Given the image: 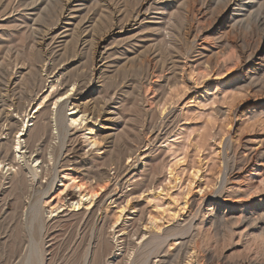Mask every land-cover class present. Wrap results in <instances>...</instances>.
Returning a JSON list of instances; mask_svg holds the SVG:
<instances>
[{"label":"rangeland","instance_id":"374dc122","mask_svg":"<svg viewBox=\"0 0 264 264\" xmlns=\"http://www.w3.org/2000/svg\"><path fill=\"white\" fill-rule=\"evenodd\" d=\"M30 1V3L35 2V0ZM87 1L82 0L76 3L83 9L77 6L79 9L73 10L74 12L72 11L69 15V21L65 23L68 25L62 29L64 32L62 30L58 32L56 40L51 44V47L56 51L61 49L60 47L63 46V42L67 41L66 39H69L67 35L72 33L73 26L84 27L80 31L82 39L86 32H91L89 30L92 28L94 33L96 31L99 36L101 35V31L104 29L102 21L107 16L104 13L105 9L102 6L94 8L89 3L85 6L82 5ZM105 1H108L109 4L115 2ZM119 1L116 3L117 6L121 5L122 9L128 6L127 9L130 10L131 6L134 9L141 2V0H135V3L130 0ZM121 1H125L126 5L124 2L122 5ZM190 1L153 0L148 2L145 7L149 8L144 7L143 9L147 19L143 20L144 17L139 19L140 26L138 27L140 28L137 27V24L129 33L110 34L102 42L107 57L105 63L110 66L106 68L108 81L101 89H98L99 84H95V80L92 82L93 85L84 86L82 92L86 91V93L82 102H93L99 107L106 102L110 108L116 110V114L112 117L114 122L108 123L111 129L108 128L107 134H112L111 142L105 144L104 141L98 142L97 140L96 146H88L91 143L92 135L95 136L100 127L96 124L97 126L92 128V124L89 122H84L80 127H77L72 131L71 136L75 138H73V143L80 146L81 154L78 158L89 162L96 174L97 170L99 171L103 167L105 158L107 156L111 158L107 157L105 161L108 162L105 163L108 164L105 165V170L109 174V181L98 180L95 177L94 184V181L91 182L82 175L84 172L81 169L71 171V166L65 167L66 169H56V173L53 172L56 175L53 185L47 189L38 203L41 216L46 224L45 229L39 232L37 229L33 231L34 228L28 223V215L25 214L26 210L22 205L32 202L34 195L30 194L27 197L22 192L20 194L8 189L9 174L14 175L16 168L8 173L5 170L0 172L3 177L7 178L1 180V183L5 185L1 186L4 189V195L0 197V201H2L0 202V264H111L108 261L112 254L114 264L117 261V264L129 263L130 257H133L134 250L132 249L135 247L133 244L141 245L148 238V235L143 239L132 237V242L129 245L123 241V231L120 232V228L123 224L132 225L130 221L133 219H135L132 225L134 228H144L143 231L147 233L168 236L159 251H163L161 254L167 255L173 263L177 262L175 251L179 247V242L185 240L186 236H191L188 239L190 241L188 246L197 247L199 253L209 252L214 264L215 262L218 264H264V254L262 253L264 252V250L262 251L264 248V233H262L264 232V101L260 102L263 98L262 95L250 89L251 84L258 83L260 77L264 78V75L262 71L256 70L255 73L252 72V75L258 72L257 77L254 78L257 79L256 81L252 80L249 83L248 78L244 81V76L238 69L240 62L237 61L235 52L232 49L220 47L213 25L204 24L207 26L204 27L201 24L203 22H197L198 24H194L195 28L189 43L180 40L184 42V46L179 39L175 38L172 41L177 46L174 42L169 44L168 37L166 36L164 39L162 34H166L168 31L174 32V34L181 33L185 29L188 23L185 19V6ZM33 3L25 10L17 11V14L12 13L10 16L13 18L0 17V26L2 25L0 27V58L2 59L0 60V65H2L0 70L10 67L8 68L9 72H14V77L18 76L17 74L23 69L25 58L28 59L30 54V44H33V40L35 41L36 38L30 29L31 21L35 16L34 12H37ZM113 4L115 5V3ZM42 5L40 7L44 8L45 6ZM90 7L92 15L86 18V14L83 12H86V9ZM145 9H149V13ZM98 10L102 11V14ZM171 13V16L174 15L169 22L172 26L168 25V22L164 23ZM20 16H26L27 27H25L26 24H19L20 18L24 20V17ZM92 18L94 19L92 20ZM4 19L7 20V23L1 22ZM11 19H18L17 25L21 27L23 25L24 30H21L20 26L16 28V23H12ZM78 19H82V24ZM92 24H95V27ZM97 24L99 26H96ZM166 25L168 26L166 27ZM165 27L167 31L163 29ZM144 29L145 32H142ZM2 30L4 33L1 32ZM192 36L195 40H192ZM159 39L161 43H159ZM4 41L7 43L6 46ZM87 42L83 43L85 45H82V49H80L81 47L78 49L76 58L69 54L70 56H67V60L65 59L63 62L64 66H62V62L58 64L59 67H57L61 73L67 70L68 74L71 71L70 74L77 76L89 67L87 51L90 44L88 45L89 42ZM177 42L179 43L177 44ZM14 46L19 48L18 51ZM170 47L173 50L169 49ZM157 52H160L159 55ZM25 53L27 54L25 55ZM15 55L19 56L18 59ZM153 55H157L158 59H153ZM21 57L23 58L21 59ZM121 57H124V60ZM148 59H151L155 64L159 63L156 64L157 68L154 73L148 71L143 61ZM22 60V65L19 66ZM68 60L70 61L68 62ZM125 60H128L129 63L134 60V69L131 68L132 64ZM141 60L143 63L140 62ZM5 62L9 65L7 66ZM173 64L174 66H172ZM117 65L121 68H118ZM138 65L142 70L138 68ZM41 75L44 77V73ZM247 81L250 88L246 87ZM50 82L51 79H47L45 87L34 93V99L32 97L29 104L27 103L28 105L25 102L27 113H20L25 122L21 130H26L24 126L27 117L24 116L29 114L28 119L33 120L40 111V107H44L45 104L53 111L54 118L55 106L50 102V99L56 90L60 91V87L56 86L51 89ZM70 97L71 95H68V98ZM69 109V106L66 105L63 111L64 117L71 114ZM17 118L18 116H16ZM21 118L18 120L20 121ZM101 122L102 120H99L97 123ZM30 125L31 122L27 124V129L31 128ZM88 128L92 130L89 131ZM54 129L53 124L52 133L55 134ZM18 135L15 137H19ZM1 139L4 140V136ZM24 139H26L24 136L20 138L22 145ZM51 143L56 145L57 141L53 140ZM109 147H113V151ZM248 148L257 149L258 157L255 156L248 163L240 165L239 162H236V164V158ZM118 150L119 152H117ZM129 152L133 154L127 159ZM67 156L70 160L74 157L71 154ZM117 159L127 168L122 169L121 173L116 172L115 162ZM16 160L20 166L23 165L17 157ZM76 161H78L77 158ZM231 162H234V166ZM29 165L33 167L38 163ZM235 167L237 168L235 169ZM71 178H74L76 182L81 179V183L82 181L85 184L88 183L86 185H90V189L95 193L98 192L99 196L103 195L104 199L103 204L101 203L99 206L100 211L97 213L104 219L102 224L104 227L98 225L95 226V230L98 228L96 231H102L101 238L105 239L104 241L101 239V242L99 240V243L95 245L97 253H94L95 255L93 254L88 262L84 260L83 254L88 238L86 233H82V224L73 216L82 210L70 211L71 209L63 200L65 190H72ZM223 179L226 180V184H222ZM45 181L42 180V182ZM219 190L221 194H217ZM121 207L125 211L119 218ZM80 208L85 209L84 206ZM51 211L52 213H49ZM252 222L255 224L252 225ZM183 232L187 234L182 236ZM153 257L154 255L150 256V261L156 264L159 258Z\"/></svg>","mask_w":264,"mask_h":264},{"label":"bare ground","instance_id":"6f19581e","mask_svg":"<svg viewBox=\"0 0 264 264\" xmlns=\"http://www.w3.org/2000/svg\"><path fill=\"white\" fill-rule=\"evenodd\" d=\"M29 1L30 0H0V17L3 18L6 16L7 17L9 16V18H13L12 16H10L12 13L17 14V11L18 12H20V10L23 11L33 3V2L30 3L31 1L30 2ZM79 1L81 2L82 0H37V1L35 0V2L33 4L35 6L34 8L37 9L36 10L37 12H34L35 13L34 19L32 21L31 20H28V21L32 22V27H30V29L33 31L32 34H35L36 38H35V41L32 39L33 44L32 43L30 44L31 49L29 52L30 54L28 56V59L25 58V64H24V66H22L23 69L20 70V72L17 74L18 76H16V77H14V75H15L14 72H12V71H11L12 73L9 72L8 68H10V67H8L7 69L2 68L0 70V172L1 171L3 172L5 170V172L8 173V172H10V170L16 168L14 175L11 176V173L9 174L10 179L7 182L8 189L10 191H15L16 193L19 192L20 194L22 192L25 195H27V197H29L30 194L34 195V200L32 202L22 204L24 209L26 210L25 214L28 215V219H27V220H29L28 223L31 224L32 227L34 228L33 231H35V229H37L39 232H41L46 227L45 220L41 216V210H39L38 203H39L41 197L44 196L47 189H50L51 186L53 185L52 183H54V181L56 179V177H55L56 175H54L53 172L56 173L55 172L56 169H58V168L66 169L65 167L69 168L70 166L72 167L70 169L71 171H77V170L79 171V169H81V171L84 172L82 175L85 176V178L90 180L91 182L94 181V184H95V177H97L98 180L104 179L106 181L107 180L109 181V174L105 170V165H108V164H105V163H108V162H105L108 156L105 158V161H103V167L100 168L99 171L97 170L99 167L97 169L94 168L95 170H97V174H96L95 171L92 169V166H90L89 162L87 163L86 161H84V159L80 160L78 158L79 154H81L80 153L81 150L79 148L80 146L73 143L74 137L72 138L71 133H72V131L76 130L77 127H80L84 122H89V124L90 123L92 124V128L96 124L98 126L100 125V127L98 128V131L95 134V136L92 135L93 137H91V143L88 146H96L97 140H98V142L104 141L105 144H109L111 142L110 139L112 137L111 136L112 134H107V132L109 131L108 128H110L108 126L109 125L108 123L113 121L112 117L116 114L115 113L116 110H113L112 108H110L108 106V103H106V102L102 103V105L100 107L97 106V104L94 105L93 102L92 103H87V101L82 102V100H83L82 98H83L84 94L86 93V91L82 92V88L84 86H87L88 84L89 85L92 84L93 80H95V84L96 83L99 84L98 89H101L104 87V85L108 81V77L106 76L107 75L106 74L107 73L106 68L109 65H107V63H105L107 60V57H106V53L104 52L105 50H103L104 48L102 47L103 40L106 37H108L110 34L129 33L130 31H132V28L138 24V21H140L139 20L140 18L144 17L143 20H146L147 16H145L146 14L144 13L143 9L148 2H151L153 0H141V2L139 4L137 3L138 5L134 9H132L133 7L131 6L130 7L131 10L127 9L128 6L126 8H123V9H122L121 5L117 6L116 3L120 2L119 0H111V2L115 1V2H113V3H115V5L113 3L109 4V3H107L108 1L106 2L105 0H88V1L86 0L87 2L82 3V5L85 6V5H87V3H89L90 6H92L94 8H95V6H102V8H104L105 11L107 12L106 13L103 10L104 13L107 14V16H106L105 20L102 21V24H104V29L101 31L102 32L101 35L99 36V34H97L98 32H96V31L94 33V31L92 30L93 28H92L91 30H89V31H91L89 33H87L85 31L86 35L82 39V36L80 37V34H81L80 31H81V28H84V27L80 28V26L79 27L73 26L74 28L72 27V33L69 31L71 34L70 33H69V35L66 34L69 37V39H66L67 41L62 43L63 46L60 47L61 49L56 51L54 48L51 47V44L54 42V40H56V37L58 36V32H60L64 27H66V25H68V24L65 25V23H67L69 21V17H70L69 15H71L72 11L77 10L76 8L79 7L76 4ZM125 1H127V0H125ZM125 1H121L122 5H124L123 2L126 5ZM130 1H132V3H133L135 0H130ZM168 1H170V0H168ZM47 3H48V5H47ZM127 3H130V2H127ZM174 3H175V1H174ZM36 4H38V5H36ZM41 5L43 7L44 6L45 7L42 8V7H40ZM46 6H47V8H46ZM185 7H186L185 19L188 22L185 29L181 33L175 32L176 34H174V32L168 31L166 34H164V33L162 34V35H164V37H163L164 39L166 36L168 37L169 44L171 42H174L172 40L175 38L179 39V41L183 40L184 42L189 43L190 42L189 40L191 39L190 38L191 34L194 31L193 29L195 28L194 24L197 22H203L201 24H203L204 27L213 25V26H215L214 33L217 36V39H219L220 47L221 48H227L228 50L232 49V51L235 52L236 59H238L237 61L240 62L238 69L240 70V74L244 76V81L249 79V83H251L252 80H255L254 78L257 77L259 71H262L263 72L262 74L264 75V42H263V39H264V0H191L188 5L186 4ZM145 8H149V7H145ZM80 9H83V8H80ZM145 10H146V12L149 13V11H148L149 9L148 10L145 9ZM98 11L101 12V14H102V11H100V10H98ZM24 12H22V13H24ZM84 13L86 14V18H87V16L92 15L91 7L87 8L86 12H83V14ZM172 13L170 14L169 17L167 16L168 19L166 22H164L165 24L167 22H168V25L171 24V23H169L172 19L171 17H174V15L171 16ZM30 14H31V12H30ZM25 15H27V13H25ZM98 15H99V13H98ZM16 16H18V15H16ZM20 17H24L23 18L24 20H21V18H20L19 24L20 23L26 24L25 27H27L26 16H20ZM183 17H184V15H183ZM93 19L94 18H92V20ZM17 20L18 19H16V20L13 19L11 21L12 23H16V28L18 26ZM78 20L82 24V22H81L82 19L81 20L78 19ZM165 20H166V18H165ZM6 21L7 20L4 19L1 22L7 23ZM77 21H76V24H77ZM153 21H154V19H153ZM146 23H147V21H146ZM139 24L137 25V27L140 26ZM204 24L207 26H205ZM168 25H166V27ZM175 25L177 26V23ZM19 26H18V28H19ZM96 26H99V25L97 24ZM170 26H172V24ZM4 27H6V26H4ZM14 27H15V25H14ZM22 27H23V25H22ZM22 27H21V30L22 29L24 30V28H22ZM85 27H87V26H85ZM93 27H95V24L93 25ZM166 27L163 29L166 30ZM138 28H140V27H138ZM178 28H181V27H178ZM163 29H162V31H163ZM5 30H7V29L5 28ZM29 30H27V31H29ZM85 30H87V29H85ZM95 30H96V28H95ZM153 30H155V29H153ZM171 31H172V29H171ZM1 32H3V30ZM99 32H100V30H99ZM142 32H145V29H144V31L142 30ZM30 33H31V31H30ZM159 37H161V39H162L161 34H159ZM87 38H89V39H87ZM192 38H193V36H192ZM8 40H10V38H8ZM192 40H195V38H193ZM160 41L161 40L159 39V43H161ZM164 41H167V40H164ZM85 42H87L88 45L90 44V46H88L89 50L87 51L88 52L87 54H89V63L87 61V63L89 64V67L87 69L81 71V73L79 72L80 74H78V72H77V74H78L77 76H76V74H74L75 75L74 76L72 73H71L72 74L71 75L70 74L71 71H69V74H68V72H66L67 70L64 73H61L60 69L58 68L59 67L58 64H60L61 62L63 64L65 59L67 60L66 57L70 56L69 54H71V57L73 56L76 58L77 52L79 51L78 49L80 47H81L80 49H82V45ZM180 42H182V41H180ZM184 42H182V43L184 44ZM178 43L179 42H177V44ZM6 44L7 43L5 42V46H6ZM120 45H123V44H120ZM175 45H176V43H175ZM180 46H181V44H180ZM184 46H185V44H184ZM28 47L29 46H27V48ZM154 47H155V43H154ZM15 48L18 51L19 48H17V47H15ZM152 48H153V46H152ZM169 49L173 50L172 47H170ZM127 50H129V49H127ZM217 50H219V49H217ZM152 51H153V49H152ZM221 51H223V50H221ZM120 52H121V50H120ZM157 53L159 55L160 52H157ZM26 54L27 53H25V55ZM161 54H163V53H161ZM143 56H144V53H143ZM156 56L157 55H153V57H154L153 59H155ZM15 57H16V55H15ZM18 57L19 56H17L16 58L18 59ZM112 57H113V55H112ZM22 58L23 57H21V59ZM159 58H160V56H159ZM122 59L124 60V57ZM128 59H130V58H128ZM157 59L158 58H156V60ZM0 60H2V59L0 58ZM23 60L20 61V64L18 62L19 66L22 65L21 62H23ZM69 61L70 60H68V62ZM125 61L127 62L128 60H125ZM143 61L146 64L148 71L150 73H154L156 68H157L156 64H159V63L157 62L155 64L154 62H152L151 59L150 60L149 59L143 60ZM143 61L141 60L140 62L143 63ZM163 61L165 62L166 59ZM128 63H129V61H128ZM130 63L132 64L131 68L134 69V67H133L134 60H131ZM64 64L62 66H64ZM6 65H7V63H6ZM119 65H117V66H119ZM124 65H126V64H124ZM0 66H2V65H0ZM7 66H5V67H7ZM14 66H16L15 63H14ZM160 66L162 67V65H160ZM172 66H174V64ZM146 67H145V69H146ZM170 67H171V65H170ZM118 68H121V67L119 66ZM135 68H137V67H135ZM138 68H139V65H138ZM122 69H125V68H122ZM139 69H141V67ZM105 70H106V72H105ZM256 70H258V72L256 74L252 75V72L255 73ZM14 71H15V69H14ZM131 71H132V73L134 72L133 70H131ZM108 72L110 73V71H108ZM42 73H44V77L41 75ZM121 73H123V72H121ZM126 73H128V72L126 71ZM126 73H124V74H126ZM135 75H136V73H135ZM138 75H140V74H138ZM144 75H145V73H144ZM133 76H134V74H133ZM145 76H147V75H145ZM135 77L137 78V76H135ZM127 78H130V77H127ZM147 78H149V77H147ZM47 79H51V82L49 84L50 85L49 87L51 89H53L56 86L60 87V89H59L60 91L56 90V93L52 94V96H51L52 98L50 99V102L53 104V106H55L54 107L55 108L54 118H53V111L51 109H49L48 107H46L47 105L45 104L46 106L44 105V107H40V111H38L37 115L34 117L33 120L30 121V119H28L29 114L24 116L25 118L27 117L26 125L24 126L26 128V130H23V129L21 130V128H23V125L25 124V122H24L23 118H21L20 113L21 112L25 113V114L27 113L25 105L32 100L31 98L33 97L34 93H36L39 89H42L45 87L44 85L47 82ZM139 80H143V79H139ZM136 82H138V81H136ZM53 83H54V85H53ZM135 87H137V86H135ZM246 87L250 88V85L248 86V81H247ZM250 89L254 90L259 95H262L263 98L260 100V102L264 101V78L260 77V80L258 83H255L254 85L251 84ZM254 91H252V92H254ZM255 92H254V94H256ZM68 95L69 96L71 95V97L68 98ZM35 98H37V97H35ZM33 99H34V97H33ZM25 102H26V104H25ZM66 105L69 106V108H70L69 111L71 112V114L68 116L66 115V117H64L63 111H64ZM16 116H18V118H21L20 121L18 120V118L16 119ZM30 118H33V117H30ZM98 119L102 120V122L97 123L99 121ZM52 120L54 121L53 124L55 127L54 130L56 131L55 134L52 133V125H53ZM41 121H43V122L41 123ZM30 122H31V125H30L31 128L27 129V124ZM89 128L87 130L91 131L92 129H89ZM16 135H18L19 137L16 138L15 137ZM3 136H4V140L1 139V137H3ZM22 136L26 137V139H24L22 141L23 145L20 142V138ZM53 140L57 141V144L55 143L56 145H53L51 143V141H53ZM112 145L113 144H111V146ZM109 148H111V147H109ZM112 148L110 150H112ZM13 149H14V151H13ZM115 150H117V149H115ZM112 151H110V152H112ZM117 152H119V150ZM107 153H105V154L107 155ZM235 153H234V156H235ZM257 153H258L257 149L248 148V149H246V151H242L240 156L238 158H236L237 160L235 161V163L239 162L240 165H241V163L242 164H244L246 162L248 163V161H250L252 158L257 156ZM70 154L74 156L72 160H70L67 156ZM131 154H133V153H131V152L127 153V156H128L127 159L130 158L129 156H131ZM115 155H117V153ZM16 157L22 162V164H23L22 166H20V164L16 160ZM82 157H84V155ZM76 158L78 159V161H76ZM108 158L111 159L110 157H108ZM113 159H115V158H113ZM231 161H232V159H231ZM30 163H32V164L38 163V165H33V167H31V165H29ZM92 163H93V161H92ZM231 163H233V166H234V162H231ZM95 166H97V165H95ZM115 166H116V172L117 173H121L122 169L123 170L127 169L125 167V165L124 166L122 165V163L120 162L119 159L116 160ZM236 168L237 167H235V169ZM1 173H0V197H1V195H4L3 194L4 189H2L1 186L5 185V184L3 185L1 183V180L7 179V178L3 177ZM77 173H79V172H77ZM62 174H64V173H62ZM85 178H83V179H85ZM97 179H96V181H97ZM42 180H46V181L42 182ZM80 180L78 182H76V180L74 178L70 179V181H72V183H73L72 190H65V192L63 193V200L65 201V204L67 205V207H69L71 209L70 211L78 212L79 210H82L80 213H78V214L76 213L73 216H75V218H77L78 222L82 224V233L83 234L86 233L87 238H88L87 239L88 240L87 245L85 248V253H83L84 254V260L88 262V260L91 259L93 254L97 253V252H95L96 251L95 245H97L99 243V240L101 242V239H103V238H101L103 232L99 231V230L96 231L98 228L95 230V226L99 225V227H100V225L103 224L104 219H102L100 216H98L99 214L97 215V213H99V211H100L99 206L103 202L104 199H103V195L99 196L98 192L95 193V191H92L89 187L90 185L89 186L86 185L88 183L85 184V183H83V181L81 183ZM225 182H226V180L223 179L222 184H226ZM91 192H93V193H91ZM217 194H221V191L220 190L217 191ZM218 197H220V196H218ZM31 198L33 199V197H31ZM27 200H28V198H27ZM0 202H2V201H0ZM81 206H84L85 209L84 208L81 209L80 208ZM124 211H125V209L123 207H121L119 210V214H120L119 218L122 216V213ZM49 213H52V211ZM263 216H264V214H263ZM213 220H215V219H213ZM134 221H135V219L130 221L132 223V225H133ZM130 222H129V224H130ZM254 224H255V222L254 223L252 222V225H254ZM132 225L130 224V226H128V225L123 224L120 228V232L123 231L122 239L125 243H127L129 245L132 242V240H131L132 237H137L136 239H143L144 237H146L148 235V238L141 245H138V244L134 245L133 244V246H135L132 249V250H134L132 253L133 257L132 258L130 257L131 260L128 261L129 263H126V264H134L135 262H138L139 264H154V263H151V261H150L151 255H154V257L159 258L157 260L156 264H214L213 258L209 252L208 253L207 252L199 253L197 247L188 246V244L190 243V241L188 239L191 238V236L190 237L186 236L185 240H182L181 242H179V247L175 251V254L177 256L175 258H177V262L173 263V261L170 260V258L167 257V255L166 256L162 255L163 251H159V248H161V246H163V244L167 240V237H168L167 235H159V234L154 235L152 233H149V232L147 233L146 231H143L144 228L143 229L142 228L139 229L138 227L134 228V226L132 227ZM102 226H101V228H102ZM136 226H139V225H136ZM188 228H190V226H188ZM188 228H187V230H188ZM32 233H34V232H32ZM262 233H264V232H262ZM186 234H184V232H183L182 236H184ZM171 238H172V236H171ZM104 239H103V241H104ZM106 241L104 242V245H105ZM102 244H103V242H102ZM130 246H132V245H130ZM130 250H131V248H130ZM263 250H264V248L262 249V251ZM101 253H102V251H101ZM262 253L264 254V252H262ZM110 258L111 259L108 262L111 264H114L112 261V260H114L113 254ZM116 258H118V257H116ZM117 262L115 264H117ZM215 264H218V263L215 262Z\"/></svg>","mask_w":264,"mask_h":264}]
</instances>
